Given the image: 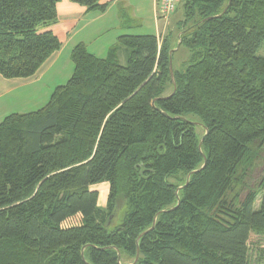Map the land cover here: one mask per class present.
<instances>
[{"label":"trees","instance_id":"16d2710c","mask_svg":"<svg viewBox=\"0 0 264 264\" xmlns=\"http://www.w3.org/2000/svg\"><path fill=\"white\" fill-rule=\"evenodd\" d=\"M59 1L0 0L1 76L29 78L61 47L46 28ZM177 1L174 32L119 35L102 58L75 44L49 100L0 121V264H264V175L228 198L264 145V0Z\"/></svg>","mask_w":264,"mask_h":264},{"label":"crops","instance_id":"0c3cea01","mask_svg":"<svg viewBox=\"0 0 264 264\" xmlns=\"http://www.w3.org/2000/svg\"><path fill=\"white\" fill-rule=\"evenodd\" d=\"M100 3L108 4L103 12L87 11L85 6L69 0L57 2L58 18L46 28L55 33L62 45L29 78L6 79L0 75V121L12 112L36 110L49 100L54 88L72 75L70 53L75 44L84 43L91 54L102 58L119 35L150 34L162 39L167 31H175L179 20L174 12L160 13L161 0H100ZM125 57L126 50L121 48L118 59L125 61ZM98 194L99 202L106 198V193Z\"/></svg>","mask_w":264,"mask_h":264},{"label":"rangeland","instance_id":"374dc122","mask_svg":"<svg viewBox=\"0 0 264 264\" xmlns=\"http://www.w3.org/2000/svg\"><path fill=\"white\" fill-rule=\"evenodd\" d=\"M179 6V3L176 7V9L174 10V17L181 19L183 18V12L182 9ZM180 47V46H179ZM188 49H186L185 47H180L178 50H176V52L174 53L173 57H174V61H173V66L174 68H179V69H184V66L186 65V61L188 59ZM256 54L262 55L264 56V44L263 46H261L257 51ZM202 131H203V127L200 125H197L196 128V132L197 135H199V137H202ZM255 156L253 157V160L251 162V164L249 165V168L247 170L244 171V175H243V179L241 182H239L238 184H234L231 191L228 192V198L232 199L235 202V205L238 206L239 203L241 202V200L245 197V195L250 192V190H255L258 187L259 182L261 181V177H263L264 175V145L262 147H260L259 149H257V151H255ZM176 182V181H175ZM107 189L108 192V188H109V184H107L106 182L103 183ZM97 185H93L92 188L95 189ZM96 190V189H95ZM98 192V190H97ZM106 192V195H107ZM99 196V194H98ZM260 197V193L258 195L259 199ZM107 198V196H106ZM106 198H104L102 201L99 202V197H98V204L100 206H104L105 202H106ZM259 200L256 203V206L258 205ZM120 205L123 206L124 202H120ZM123 208L121 207V211L119 214H121L123 212ZM121 220V217L117 218V221L119 222ZM81 219L79 217V215L70 217V219H67L63 225L64 226H71V225H76L78 223H80ZM260 237L257 234L252 233L251 237H250V241L249 244L251 242H260ZM256 252L251 253V257H252V262L251 264L255 263L258 260V257L256 256Z\"/></svg>","mask_w":264,"mask_h":264},{"label":"built area","instance_id":"2783aa9c","mask_svg":"<svg viewBox=\"0 0 264 264\" xmlns=\"http://www.w3.org/2000/svg\"><path fill=\"white\" fill-rule=\"evenodd\" d=\"M178 4L177 0H161V5H160V13L162 14H170L174 11Z\"/></svg>","mask_w":264,"mask_h":264},{"label":"water","instance_id":"95a60500","mask_svg":"<svg viewBox=\"0 0 264 264\" xmlns=\"http://www.w3.org/2000/svg\"><path fill=\"white\" fill-rule=\"evenodd\" d=\"M229 3H230V1H229ZM225 11V10H224ZM179 47V41H178V43H177V45H176V48H172V49H170V51H169V57H170V55L177 49ZM168 69H170L169 71H170V76H171V79L173 80V68H172V57H170V60H169V65H168ZM173 82H174V80H173ZM200 144H201V141L199 142V148H200ZM118 256H120V253H119V251H118ZM137 259V256H136V258H135V260ZM135 260H134V262H135Z\"/></svg>","mask_w":264,"mask_h":264},{"label":"bare ground","instance_id":"6f19581e","mask_svg":"<svg viewBox=\"0 0 264 264\" xmlns=\"http://www.w3.org/2000/svg\"><path fill=\"white\" fill-rule=\"evenodd\" d=\"M95 188L98 190V192L100 193V195H103L107 191V189H106V187H105L104 184L98 185Z\"/></svg>","mask_w":264,"mask_h":264}]
</instances>
